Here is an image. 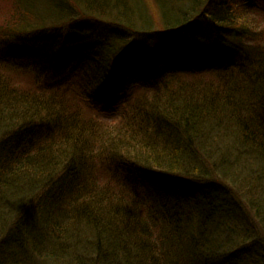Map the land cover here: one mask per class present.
Here are the masks:
<instances>
[{
  "label": "trees",
  "instance_id": "obj_1",
  "mask_svg": "<svg viewBox=\"0 0 264 264\" xmlns=\"http://www.w3.org/2000/svg\"><path fill=\"white\" fill-rule=\"evenodd\" d=\"M3 1L0 264H264V0Z\"/></svg>",
  "mask_w": 264,
  "mask_h": 264
},
{
  "label": "rangeland",
  "instance_id": "obj_2",
  "mask_svg": "<svg viewBox=\"0 0 264 264\" xmlns=\"http://www.w3.org/2000/svg\"><path fill=\"white\" fill-rule=\"evenodd\" d=\"M149 1V0H148ZM148 3H152L151 2V0H150V2H148ZM7 4V5H6ZM4 3V1L3 0H0V27L1 26H3L5 23H4V21L6 20V14H7V12H8V10H9V8H10V3ZM151 7H150V12H153L154 14H152V18H153V21H154V24L156 25V26H160L159 25V23H160V19L159 18H157V16H156V13H155V10H156V7L152 4V5H150ZM155 15V16H154ZM237 18H239V16L237 17ZM11 19V18H10ZM249 21L250 22H252V20L251 19H249ZM260 23V21H258V24ZM258 24L256 23V22H252V25H253V27L255 28V27H258L259 28V26H258ZM260 26H264V22L263 23H261L260 24ZM8 27L10 28V29H14V27H15V23L12 21V22H8ZM44 27H46V28H48V26H44ZM53 27V26H52ZM17 30H15L14 31V33L16 32ZM23 33H25L24 31L23 32H21V34H23ZM17 34H19V32L17 33ZM28 33H25V34H23L21 37L22 38H28ZM20 40V36H17V38H16V41H19ZM19 82L21 83L22 81L20 80V81H17L16 80V84H19ZM23 83H26V82H22L21 84H19V86L20 87H23L25 84H23ZM26 84H29V85H32L31 84V82L30 83H26ZM23 85V86H22ZM95 113L96 114H98L99 115V117H104V116H107V119H108V116H112L111 114H112V111H110L109 109H105V111H100L99 112V110H95Z\"/></svg>",
  "mask_w": 264,
  "mask_h": 264
}]
</instances>
